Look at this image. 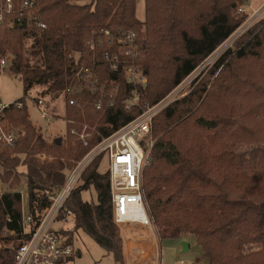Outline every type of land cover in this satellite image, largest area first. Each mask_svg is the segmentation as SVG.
Listing matches in <instances>:
<instances>
[{"label": "trees", "instance_id": "trees-1", "mask_svg": "<svg viewBox=\"0 0 264 264\" xmlns=\"http://www.w3.org/2000/svg\"><path fill=\"white\" fill-rule=\"evenodd\" d=\"M244 1L143 0L144 20L139 22L137 0H34L30 15L43 22V30L27 15L11 17L7 24L12 27L0 26V55H12L7 72L20 78L24 96L35 85L47 86L52 94L72 91L64 95L62 139L48 140L35 128L24 99L16 101L22 108L12 104L3 113L7 128L19 133L12 147H0V181L9 189L0 195V244L22 240L17 191L22 176L36 225L46 208V197L36 192L58 190L66 173L102 138L140 114L124 106L132 86L122 72L108 69L107 49L98 39L101 30L136 33L146 78L140 96L153 105L231 37L247 17L237 13ZM254 29L196 79L188 95L155 116L151 126L155 142L142 189L157 236L193 237L207 264H264V25ZM81 67H94L106 91L92 93L78 75ZM113 80L116 91L109 86ZM71 99L75 105H69ZM83 125L89 133L85 144L70 134ZM241 146L256 150L252 160L239 151ZM40 154L46 158L39 159ZM103 158L93 159L68 197L72 229L65 234L72 242L74 233L82 231L116 264H125ZM91 187L95 203L81 198ZM13 262V253L1 246L0 264Z\"/></svg>", "mask_w": 264, "mask_h": 264}, {"label": "built area", "instance_id": "built-area-1", "mask_svg": "<svg viewBox=\"0 0 264 264\" xmlns=\"http://www.w3.org/2000/svg\"><path fill=\"white\" fill-rule=\"evenodd\" d=\"M34 6V0H0V26L11 23V17L22 19L27 15L28 22L43 30L45 28L43 22L30 15ZM237 13L248 14L243 7L238 8ZM247 17L246 23L258 22L259 18L264 17V2ZM98 39L100 44L106 46L107 51L104 52L103 59L108 69L113 73L122 72L132 86L129 97L124 101L125 108H138L140 114L111 135L102 138L74 168L68 171L64 184L58 190L36 192V197H46V208L40 214L38 223L34 225V220L28 212L26 215L21 214L22 240L0 244L13 253V264H69V258L78 256L74 240L71 242L65 234L70 230L66 225L71 222L72 216L71 211L66 207V202L77 186L83 171L99 155L106 158L108 163L114 223L118 227L125 224H138L143 227L152 225L143 198L142 173L149 163V153L153 145L151 139L153 119L172 103V99L166 98L149 105L141 98L139 87L146 82V78L139 65L142 55L134 31L123 28L103 29ZM10 62V58L0 56V73L8 70ZM78 75L88 84L92 93L106 91L107 85L96 76L94 67H81ZM115 83V80L109 83V86H113L111 88L113 91H116ZM69 93H72L70 88L63 91V95ZM68 103L76 104L72 99ZM12 104L17 108L23 106L16 102ZM12 104L0 103L1 148L12 147L19 133L7 128L3 117L4 111ZM108 105L110 106V103ZM34 106L42 120L49 122L52 119L45 109L43 99H37ZM96 107L100 108V103H97ZM87 130L88 127L83 125L80 131L71 129L70 134L85 144L89 137ZM37 157L41 160L46 158L42 154Z\"/></svg>", "mask_w": 264, "mask_h": 264}, {"label": "rangeland", "instance_id": "rangeland-1", "mask_svg": "<svg viewBox=\"0 0 264 264\" xmlns=\"http://www.w3.org/2000/svg\"><path fill=\"white\" fill-rule=\"evenodd\" d=\"M245 1H244L245 4H243L240 7L245 8L246 12L248 13L246 15L251 14L264 2V0H245ZM81 4H83V2ZM136 19L139 22H142L144 20L143 0H137L136 2ZM247 19L248 17H245L243 23L237 28V30L231 35V37L226 42H224L208 59H206L203 63H201L199 67L190 76L185 78L177 87L169 91L161 100H164L166 98L167 100L172 99V103H173L188 95L196 79L198 78L200 79L201 77H203L206 71L213 66V64L217 61V59L226 50L230 48L231 50H234L233 45L236 40H238L247 32L253 30L256 27L257 28L254 29L255 30L254 32H257L264 25V17L259 18L258 19L259 21L257 20L258 22L246 23ZM11 25L12 24H5L4 26L12 27ZM4 26L2 25V27ZM0 56L1 57L5 56L7 58H10V60L12 61V55H10L9 53H5L4 55H0ZM39 98L44 100L45 109L52 117V119L49 122H46L40 118L38 110L34 106V102ZM19 99H24L30 121L35 126V128L41 129V132L48 140L62 139L64 137L66 131V123H65L66 108H65V99L63 92L58 94H52L47 92V86L35 85L29 90H27L26 95L24 96L23 85L19 77L12 76L8 74L7 71L0 73V103L8 105L16 102ZM13 130L18 131L17 129H13ZM151 139H152V143H154L155 140L153 138ZM239 151L245 154L246 157L249 158V160H252L251 159V157H253L252 152L256 150H254L252 147L241 146L239 147ZM101 164L104 167L108 165L106 158H103ZM18 170L20 172H25L23 167L19 168ZM102 170H104V168H101V171ZM0 173H1V167H0ZM8 190H9L8 186L0 181V193L6 192ZM17 191L21 194L22 197V204H21L22 215H26L28 212V198H27L26 180L25 177L23 176L21 177V181L17 188ZM81 198L83 201L86 202L92 201L95 203L96 194L94 189L91 187L87 192L82 194ZM130 227H134V226L127 227L124 225L121 226L120 229L121 236L123 238V258L125 264H134L135 261V259L131 257L130 258L127 257L128 252H131V250L133 251L136 249L134 245L135 242H133V239L129 240L128 238L129 229H131ZM66 228L72 229V223L69 222L66 225ZM148 229L157 236V231L153 222L152 225L148 227ZM73 240H74L75 250H77L79 254L78 256L74 257L73 260L69 262V264H116V262L114 261L111 255H108L103 249L98 247L82 231H78L74 233ZM128 241H130L132 244H128L127 243ZM154 241H155L154 238L149 236V246H148L149 248H147L148 251L145 250L144 252L142 251L144 249L140 248L142 250H139L138 252V255L141 258L139 264H204L205 263L201 258L200 247L195 243L194 238L191 236L185 238L184 240L158 239L157 243H155ZM185 243L189 245L188 250H184L183 244Z\"/></svg>", "mask_w": 264, "mask_h": 264}, {"label": "crops", "instance_id": "crops-1", "mask_svg": "<svg viewBox=\"0 0 264 264\" xmlns=\"http://www.w3.org/2000/svg\"><path fill=\"white\" fill-rule=\"evenodd\" d=\"M125 226H127V227L134 226V227H130L131 229H129L128 238H129V240L133 239V242H135L134 245H135V248H136L135 250H133V251L131 250V252H128L127 253V257L128 258L131 257V258L135 259L134 264L135 263L139 264L140 261H141V258L138 255V252H139V250H142V249H144V250H142L144 252H145V250L148 251L147 248H149L148 247L149 246V236L154 238V240H155L154 242L155 243H157V240L159 238H157L156 234H154L151 231H149L148 227H143V226H140L138 224H125ZM119 227L121 229V226H119ZM127 243L128 244H132L130 241H128ZM186 246H187V250H188L189 249V245L186 244ZM140 248H142V249H140ZM154 248H156V247H154ZM149 250H151V249H149ZM135 251H137V252H135ZM148 261H150V260H148Z\"/></svg>", "mask_w": 264, "mask_h": 264}, {"label": "water", "instance_id": "water-1", "mask_svg": "<svg viewBox=\"0 0 264 264\" xmlns=\"http://www.w3.org/2000/svg\"><path fill=\"white\" fill-rule=\"evenodd\" d=\"M58 142H59V140H58ZM151 161V158H148V162H150ZM184 245V250H187V246H186V244H183Z\"/></svg>", "mask_w": 264, "mask_h": 264}]
</instances>
